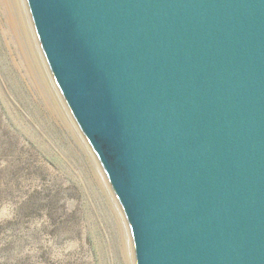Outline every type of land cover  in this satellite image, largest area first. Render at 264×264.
<instances>
[{
    "label": "water",
    "instance_id": "water-1",
    "mask_svg": "<svg viewBox=\"0 0 264 264\" xmlns=\"http://www.w3.org/2000/svg\"><path fill=\"white\" fill-rule=\"evenodd\" d=\"M137 264H264V0H28Z\"/></svg>",
    "mask_w": 264,
    "mask_h": 264
},
{
    "label": "rangeland",
    "instance_id": "rangeland-1",
    "mask_svg": "<svg viewBox=\"0 0 264 264\" xmlns=\"http://www.w3.org/2000/svg\"><path fill=\"white\" fill-rule=\"evenodd\" d=\"M41 67L30 80L44 96L30 93L22 78L18 87L0 66V264H125L117 217L96 172L109 178L81 136L74 138L78 129Z\"/></svg>",
    "mask_w": 264,
    "mask_h": 264
},
{
    "label": "bare ground",
    "instance_id": "bare-ground-1",
    "mask_svg": "<svg viewBox=\"0 0 264 264\" xmlns=\"http://www.w3.org/2000/svg\"><path fill=\"white\" fill-rule=\"evenodd\" d=\"M0 11H2L3 13V16L0 17V66L2 68L4 67L6 71L10 73L11 78L14 80V83L18 87L22 86L21 84L22 83L21 78H22L24 79V82L28 85V89L30 93H33L35 95V92L37 90L40 92V95L42 93V96H44L42 87L40 88L41 85L39 86L37 81L35 80L36 83L34 86H36V89H34L31 83V80H30L33 77L35 78V73L37 74L36 76L39 75L38 74L40 71L39 67L42 66L41 68H43V70L46 73V76L51 82L49 83L54 87L53 89H55L54 91L56 92L58 96L57 98H59L60 104L62 103L61 107L64 106L63 108L69 114V116L68 115L67 116L70 117V119L72 120L71 122L78 129V132L80 135H76L77 132L74 133L72 131L73 134H75L74 138H76L77 136H78L77 138H79V136H81L80 138L82 139V142H84L83 146L86 145L88 147L87 149H89L90 151V153L87 151L88 156L89 154H91L90 157L91 159H93V162L95 163L94 165L99 167L100 170L103 172V169L105 170V168L101 160L99 159L92 144L89 142L86 136L83 135V132L81 131L82 129L79 127L80 125L78 121L76 120L75 116L73 115L54 77V74L48 62V59L44 52L40 37L38 35V31H37L36 24L34 22V19L31 13L28 0H0ZM17 71L19 72V74L17 73ZM39 82H40V79H39ZM44 99L43 100L45 101L49 110L52 112H55L56 108L54 109L52 101L50 102V100H48L46 97H44ZM55 102L56 101H54V103ZM60 110H62V108ZM77 138L76 140H78ZM96 176L99 179L102 187H104V189L106 187L105 192L108 195L110 206L112 207V210L117 217L118 228L121 234L120 237H121V242H122V247H123L122 252H123V257H124V263L125 264H137L135 248L133 252V245L135 247V244L133 243L134 238H133V235L131 234L132 229H131L130 222L127 218V215L125 213V210H123L124 208L116 192L111 186L109 182L110 180H107V181L104 180L101 174H99L98 172H96Z\"/></svg>",
    "mask_w": 264,
    "mask_h": 264
}]
</instances>
